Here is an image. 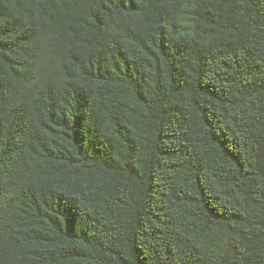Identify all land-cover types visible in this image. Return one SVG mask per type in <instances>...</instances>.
<instances>
[{
	"label": "trees",
	"instance_id": "obj_1",
	"mask_svg": "<svg viewBox=\"0 0 264 264\" xmlns=\"http://www.w3.org/2000/svg\"><path fill=\"white\" fill-rule=\"evenodd\" d=\"M0 264H264V0H0Z\"/></svg>",
	"mask_w": 264,
	"mask_h": 264
}]
</instances>
